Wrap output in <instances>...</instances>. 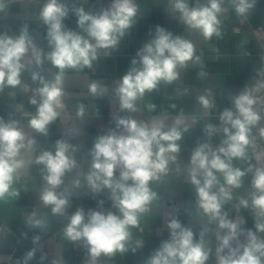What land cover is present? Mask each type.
Segmentation results:
<instances>
[{
    "label": "clouds",
    "instance_id": "obj_1",
    "mask_svg": "<svg viewBox=\"0 0 264 264\" xmlns=\"http://www.w3.org/2000/svg\"><path fill=\"white\" fill-rule=\"evenodd\" d=\"M226 2L242 21L256 4V0H195L190 6V0H169V11L178 16L186 29L207 41L222 35L221 17L227 11ZM4 8V0H0V11ZM69 11L62 0H45L41 7L39 18L47 26L45 38L50 49L47 52L37 47L26 28L15 36L0 34V91L21 85L26 67L24 61L29 54L36 66L47 61L58 69L51 79L39 72L31 74L32 81H38L40 86L32 90L29 102L36 106V111L28 125L35 133L43 135L48 134V126L65 108V70L91 68L100 50L109 55L108 50L117 49L126 31L133 27L138 6L135 0H112L107 8L95 14L83 7L75 8L72 11L80 31L64 25ZM190 63H201L194 43L157 26L152 38L137 51L131 67L115 84L114 94L120 110L135 113L137 102L146 93L157 90L162 83L178 80L181 70ZM198 75L203 77L205 73ZM88 88L93 96L108 91L97 82H92ZM261 92H264V79L254 81L233 96V107L220 112L219 125L208 123L204 126L208 139L191 152L187 176L195 189L198 215L206 221L201 224L199 238L191 227L171 218L167 222L170 238L147 258L146 264H208L213 255L209 234L216 241L215 264H264V236L260 235L264 234V163L261 162L264 151H258L253 135V130L264 119V98L258 95ZM198 103L205 113L215 106L207 91L198 97ZM149 108L154 106L149 105ZM76 114L84 116V105L78 107ZM188 129L187 118L182 115L173 117L170 125L167 117L145 121L129 115L116 118L115 128L95 139L90 148L91 165L83 175V186L92 193L106 189L117 213L90 210L86 216L84 210L78 208L67 217L64 236L71 242L86 244L87 264H98L102 255L128 251L131 229L138 227L141 216L159 199L151 184L161 181L172 171L171 166L176 164L181 151L180 141ZM218 133H222V138L219 145L213 147L209 141ZM258 134L264 139V127H259ZM36 151L34 137H29L16 121L5 122L0 118V200L18 194L11 190L21 170L33 164L42 165L44 187L39 199L51 207L53 215L66 216L71 194L62 186L66 175L77 167L73 155L76 148L57 140L54 152L41 150L34 159L25 158V154ZM252 159L256 164L250 162ZM236 162L246 163L247 167H239ZM176 170L179 171V167ZM249 173L251 191L247 196L235 197L234 191L243 186L244 177ZM72 187L80 189L81 179H74ZM234 199L237 210H251L255 231L242 227L245 223L242 217L230 218L224 211V206ZM45 223L34 214L30 220L36 228L45 227ZM38 239L35 237L34 241ZM136 246L142 248L143 243L138 241ZM33 257L34 251L29 250L23 264H28Z\"/></svg>",
    "mask_w": 264,
    "mask_h": 264
},
{
    "label": "crops",
    "instance_id": "obj_2",
    "mask_svg": "<svg viewBox=\"0 0 264 264\" xmlns=\"http://www.w3.org/2000/svg\"><path fill=\"white\" fill-rule=\"evenodd\" d=\"M62 2L70 9L69 16L63 21L64 25L80 31L73 9L83 7L95 14L107 8L112 0ZM44 3L45 0H4L5 8L0 11V34L15 36L26 28L37 47L44 52L49 51L45 38L47 26L39 18ZM135 3L138 13L133 27L126 31L117 49L108 50L109 55H105V50H100L91 68L65 70V108L60 117L48 126L47 135L35 133L28 125V120L36 111V106L29 102L32 90L40 86L38 81H32L31 74L35 71L51 79L58 69L47 61L36 66L31 62L29 54L24 61L26 67L21 75V85L5 87L0 91V118L5 122L16 121L36 141V153L25 154L26 159H34L41 150L54 152L56 141L63 140L75 146L73 155L77 160V167L66 175L62 186L71 194L66 216L53 215L51 207L45 206L39 199L44 187L42 165L33 164L18 174L19 178L11 190L18 194L0 200V226L3 229L0 232V264H23V258L29 250L34 251V257L28 264H87L86 244L83 241H69L63 229L68 223L67 217L78 208H82L86 216L90 210L117 213L108 191L105 189L100 193H92L83 186V175L90 168V148L95 139L106 134L109 129H114L115 119L121 116L130 115L145 121L167 117L170 125L173 117L182 115L187 118L189 129L180 141L181 151L176 164L171 166L172 171L161 181L151 184L159 199L152 204L149 212L141 216L138 227L131 229L128 251L111 256L102 255L98 264H146L147 258L163 241L170 238L167 222L171 218L179 219L185 227H191L199 238L201 224L206 221H202L198 215L196 193L188 180L187 166L193 149L208 139L203 131L204 126L208 123L219 125L220 112L233 107L232 97L257 80L264 49V32H258L257 29L264 30V0H256L255 7L243 21L236 16L231 4L226 2L227 11L221 17L222 35L207 41L198 33L186 29L178 16L169 11V0H135ZM194 3L195 0H190V6ZM157 26L173 35L190 39L196 47V54L201 57V63H190L186 69L181 70L178 80L171 84L162 83L157 90L146 93L137 102L138 110L135 113L122 112L114 94L115 84L131 67L137 51L152 38ZM231 26L240 27V33L234 34ZM200 72L205 75L199 77ZM92 82L106 86L107 93L93 96L88 88ZM206 91L211 93L215 102V106L207 113L198 103V97ZM81 104L84 105L85 114L78 117L76 113ZM149 105L154 108L150 109ZM193 119L196 123H192ZM259 127H264V119ZM259 127L253 133H258ZM209 142L214 147L218 143V135L213 136ZM250 162L253 163L252 160ZM236 164L242 168L247 167L243 162ZM250 177V173L244 177L243 186L234 191L235 197L245 196V186ZM76 178L82 181L80 189L72 187ZM236 204L237 200L234 199L224 206V211L229 213L230 218L242 217L245 221L242 227L255 231L251 210H237ZM33 214L35 218L45 220V227L36 228L30 224ZM35 237L39 239L34 241ZM208 239L213 248L208 264H215L216 241L211 234ZM138 241L143 243L142 248H137Z\"/></svg>",
    "mask_w": 264,
    "mask_h": 264
},
{
    "label": "built area",
    "instance_id": "obj_3",
    "mask_svg": "<svg viewBox=\"0 0 264 264\" xmlns=\"http://www.w3.org/2000/svg\"><path fill=\"white\" fill-rule=\"evenodd\" d=\"M231 29H232V32L234 34H239L240 31H241L240 27H238V26H231ZM257 31L258 32H264V30H262L261 28H258ZM261 58H262V65H261V70L258 73L257 80L258 79H264V49H262ZM258 95H260L262 98H264V92H261ZM217 135H218V143H216L214 145V147L219 145L220 140L222 138V133H218ZM253 135L255 137L256 144L258 145V151H264V139H261L259 137L258 133H253ZM252 162H253V164H256V161L254 159H252ZM261 162L264 163V158H262ZM250 182H251V177H250V179L248 181V184L245 186V196H247V194L251 191ZM2 231H3V229L0 226V232H2Z\"/></svg>",
    "mask_w": 264,
    "mask_h": 264
}]
</instances>
